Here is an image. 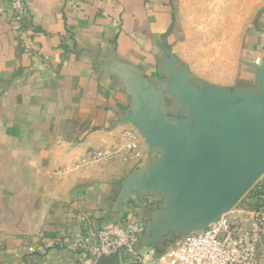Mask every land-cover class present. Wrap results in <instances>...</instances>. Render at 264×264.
Wrapping results in <instances>:
<instances>
[{
  "label": "crops",
  "instance_id": "0c3cea01",
  "mask_svg": "<svg viewBox=\"0 0 264 264\" xmlns=\"http://www.w3.org/2000/svg\"><path fill=\"white\" fill-rule=\"evenodd\" d=\"M172 22V0H30L20 22L0 0V264H123L206 228L211 167L264 129V12L242 69L210 87L182 78ZM257 186L264 171L227 212ZM119 220L149 240L137 253L97 263L65 244Z\"/></svg>",
  "mask_w": 264,
  "mask_h": 264
},
{
  "label": "built area",
  "instance_id": "2783aa9c",
  "mask_svg": "<svg viewBox=\"0 0 264 264\" xmlns=\"http://www.w3.org/2000/svg\"><path fill=\"white\" fill-rule=\"evenodd\" d=\"M30 0H7L15 22H20ZM30 50V41L25 42ZM121 148L136 153L135 135L123 134ZM117 149L97 152L96 159L109 158ZM241 218L225 212L200 232L169 238L159 255L146 258L140 254L133 261L140 264H264L261 247L264 244V188L254 187L252 204L241 207ZM139 229L129 220H119L108 228L85 227L79 236L65 240V244L83 261L118 253L132 248Z\"/></svg>",
  "mask_w": 264,
  "mask_h": 264
},
{
  "label": "rangeland",
  "instance_id": "374dc122",
  "mask_svg": "<svg viewBox=\"0 0 264 264\" xmlns=\"http://www.w3.org/2000/svg\"><path fill=\"white\" fill-rule=\"evenodd\" d=\"M172 7L171 46L188 84L219 86L242 69L264 0H172Z\"/></svg>",
  "mask_w": 264,
  "mask_h": 264
},
{
  "label": "water",
  "instance_id": "95a60500",
  "mask_svg": "<svg viewBox=\"0 0 264 264\" xmlns=\"http://www.w3.org/2000/svg\"><path fill=\"white\" fill-rule=\"evenodd\" d=\"M245 127L246 133L254 141V145L248 153L242 158L224 157L217 165L211 167V178L207 184L213 188L215 195L207 205L206 211L212 212L214 215L207 226L222 213L230 210L264 171V129L254 122L248 123ZM175 236L177 237V234ZM148 241L139 237L135 242L132 254L137 253L138 249ZM152 241L156 240L152 238ZM158 241L166 242L163 238ZM121 256L114 253L110 256L100 257L96 259V262L109 258H120ZM123 264H140V261Z\"/></svg>",
  "mask_w": 264,
  "mask_h": 264
}]
</instances>
